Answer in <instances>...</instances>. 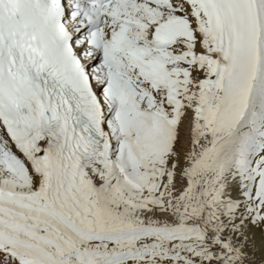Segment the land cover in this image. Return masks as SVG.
Wrapping results in <instances>:
<instances>
[{
  "label": "snow or ice",
  "instance_id": "1",
  "mask_svg": "<svg viewBox=\"0 0 264 264\" xmlns=\"http://www.w3.org/2000/svg\"><path fill=\"white\" fill-rule=\"evenodd\" d=\"M0 264H264V0H0Z\"/></svg>",
  "mask_w": 264,
  "mask_h": 264
}]
</instances>
